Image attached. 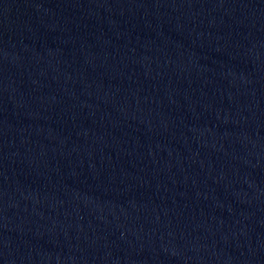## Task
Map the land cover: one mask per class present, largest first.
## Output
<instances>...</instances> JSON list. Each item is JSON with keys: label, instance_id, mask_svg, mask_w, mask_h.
I'll use <instances>...</instances> for the list:
<instances>
[{"label": "water", "instance_id": "95a60500", "mask_svg": "<svg viewBox=\"0 0 264 264\" xmlns=\"http://www.w3.org/2000/svg\"><path fill=\"white\" fill-rule=\"evenodd\" d=\"M0 264H264V0H0Z\"/></svg>", "mask_w": 264, "mask_h": 264}]
</instances>
